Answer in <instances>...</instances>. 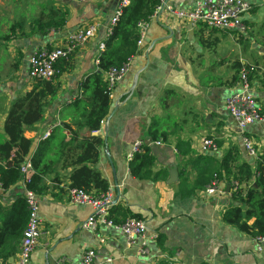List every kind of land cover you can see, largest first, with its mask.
Listing matches in <instances>:
<instances>
[{
    "label": "crops",
    "instance_id": "obj_1",
    "mask_svg": "<svg viewBox=\"0 0 264 264\" xmlns=\"http://www.w3.org/2000/svg\"><path fill=\"white\" fill-rule=\"evenodd\" d=\"M169 1L179 9L189 10L196 0ZM247 1L252 9L243 17L246 35L203 24L190 27L167 13L152 20L131 70L115 87L111 113L105 121L106 137L97 134L106 142L97 169L109 182L117 200L113 208L120 209L112 220L123 222L125 214L139 216L149 236L166 237L162 249L154 244L151 258L141 260L137 246L128 245L115 229L103 224L95 230L87 229L85 226L93 214L91 207L71 203L69 180L57 177L58 184L52 175L45 179L48 188L39 196L43 237L31 264H78L89 249L96 251L97 262L112 258L111 264H157L161 258L176 264H264V243H257L223 220V213L232 203L231 185L218 180L217 189L211 194L201 190L182 198L178 193L179 166L188 171L190 186L198 173L193 160L180 155L176 148L178 140L190 142L195 155L210 156L214 166L232 145L239 147L246 161H255L248 157L238 123L225 107L238 83L230 87L229 81L238 68L250 65L255 67L250 83L264 110V40H257L264 38V34L259 37L256 31L259 26L264 30V0ZM119 2L0 0V37L7 34L13 23L21 21L26 23L27 33H31L30 23L43 7L69 13L66 25L46 36L33 34L4 43L0 40V133L12 102L32 87L30 56L43 46L62 47L79 26L101 25L97 37L76 52L69 65H64L59 76L61 90L44 119L25 132V137L32 140L30 155L48 132L71 123L70 119L61 120L60 112L78 96L82 78L98 71L99 44L105 36L107 16ZM155 121L160 131L171 133L169 144L150 142L148 129ZM246 134L255 143L257 156L263 155L264 123L250 126ZM203 138L215 140L219 152L203 154L200 150ZM137 141L150 145L155 158L154 172L164 171V176L139 180L130 175L128 155ZM174 168L178 170V178L171 182L170 172ZM24 191L22 183L7 192L0 189V204L11 206L24 197ZM20 249L21 244L10 260L19 255Z\"/></svg>",
    "mask_w": 264,
    "mask_h": 264
},
{
    "label": "trees",
    "instance_id": "obj_2",
    "mask_svg": "<svg viewBox=\"0 0 264 264\" xmlns=\"http://www.w3.org/2000/svg\"><path fill=\"white\" fill-rule=\"evenodd\" d=\"M157 6L158 0H132L123 9L112 32L105 34L102 41L105 49L98 56V71L82 78L78 96L60 112V119H70L71 123L55 127L32 155H30L32 140L25 137V132L44 119L46 110L61 90L60 73L63 72L64 65H69L73 55L57 63L58 72L54 79H33L31 89L23 92L12 102L3 132L0 133V183L3 192L23 182L21 168L27 159L31 161L33 174L25 186L38 197L47 190L45 179L52 175L58 184L60 180L57 177L63 176L68 179L71 189H82L92 194L109 191V182L97 169L101 149L106 143L97 132L101 130L102 122L106 121L111 113L110 91L105 74L112 68L124 65L138 54V24L148 21ZM68 14L67 11L62 12L53 7H43L41 14L30 23L31 33H27L24 21L15 22L0 40L4 43L33 34L46 36L50 31L63 28ZM241 71L239 68L236 70L235 76L228 83L230 87L238 82L237 74ZM253 73L249 75V79ZM148 137L151 143L169 144L172 135L167 131H160L155 121L148 129ZM149 146L148 143L144 144L128 162L130 175L135 179H155L165 175L164 171L154 172L155 158ZM176 148L183 159L193 160L194 168L198 170L196 181L190 186L188 171L179 166L181 169L179 195L188 198L197 191L206 190L218 180L225 181L231 185L232 203L223 213V220L253 239L263 238L264 154L257 156L254 163H250L244 159L239 147L232 145L221 162L214 166L215 161L210 156L195 155L190 142L178 140ZM211 166L212 168H208ZM113 207L111 220L114 213L120 211ZM123 218V222L127 218L141 219L132 214H125ZM27 221L28 210L24 197L11 206L0 204V264H7L10 258L17 255ZM113 222L117 225L123 223L115 220ZM165 241L166 237L159 234L155 247L162 249ZM157 264L176 263L161 258Z\"/></svg>",
    "mask_w": 264,
    "mask_h": 264
},
{
    "label": "built area",
    "instance_id": "obj_3",
    "mask_svg": "<svg viewBox=\"0 0 264 264\" xmlns=\"http://www.w3.org/2000/svg\"><path fill=\"white\" fill-rule=\"evenodd\" d=\"M88 2L93 0H80ZM132 0H120L114 9L112 16L104 28L105 34L112 32L113 26L122 15ZM252 9L251 2L247 0H196L193 7L189 10L179 9L171 4L169 0H158V6L154 14L148 21L138 24L139 41L138 50L141 51L151 21L158 15L167 13L175 17L190 27L203 24L213 29L237 31L240 35L247 34V27L243 22V17ZM101 25L87 23L79 26L71 32L65 45L59 48H49L43 46L38 48L29 58V77L31 79L52 80L57 75L56 65L62 59H68L76 52L80 51L87 43L95 39L100 31ZM104 34V35H105ZM105 37V36H104ZM104 40V39H103ZM105 49L104 43L99 44V53ZM139 54V52H138ZM137 54V55H138ZM133 56L124 65L112 68L105 74V80L110 91V99L113 98L116 85L131 70ZM255 71V67H244L239 74V81L234 87L233 93L227 98L225 107L227 112L237 121L242 134L244 149L250 158H257L255 143L247 136V129L257 123H264V110L259 104L255 91L250 83L249 75ZM105 121L102 128L97 133H104ZM51 132L45 136L48 137ZM145 143L137 141L133 151L128 155L130 161L134 153L140 151ZM151 144V143H150ZM159 144V143H157ZM200 150L203 154H215L219 152V146L213 139L203 138L200 142ZM23 175L22 185L24 186V198L28 210V221L23 233L21 249L19 255L7 262V264H31L33 253L41 245L43 237L42 220L40 216V199L34 192L26 189V183L32 177L33 167L31 161L27 159L21 168ZM218 182H214L211 187L206 189L207 193H214ZM1 189V183H0ZM69 200L73 204L87 205L91 207L93 214L88 219L86 228L95 230L99 224L106 225L115 229L125 237L128 245L137 246V256L141 259H149L152 254V247L156 243L157 235L149 236L146 224L141 219L130 218L121 224H115L110 218V211L114 206L115 196L112 190L103 194L87 193L82 189H68ZM257 243H264V237L255 239ZM112 258H107L102 262H97V255L94 249L87 250L78 264H111Z\"/></svg>",
    "mask_w": 264,
    "mask_h": 264
},
{
    "label": "water",
    "instance_id": "obj_4",
    "mask_svg": "<svg viewBox=\"0 0 264 264\" xmlns=\"http://www.w3.org/2000/svg\"><path fill=\"white\" fill-rule=\"evenodd\" d=\"M112 13H113V10L110 11L109 15L107 16V21L109 22L111 16H112ZM106 132L104 131V133H101V135H104L106 137ZM178 178V170L177 169H173L171 170L170 172V179H171V182H175ZM117 202V200L114 201V204Z\"/></svg>",
    "mask_w": 264,
    "mask_h": 264
},
{
    "label": "rangeland",
    "instance_id": "obj_5",
    "mask_svg": "<svg viewBox=\"0 0 264 264\" xmlns=\"http://www.w3.org/2000/svg\"><path fill=\"white\" fill-rule=\"evenodd\" d=\"M256 31H257V35L259 37L263 36V34H264L263 26L262 27L259 26V28ZM257 40L259 42H262L264 40V38H260V39H257Z\"/></svg>",
    "mask_w": 264,
    "mask_h": 264
}]
</instances>
